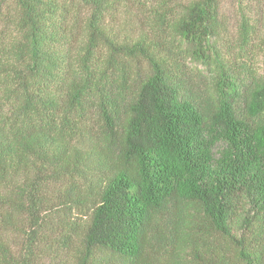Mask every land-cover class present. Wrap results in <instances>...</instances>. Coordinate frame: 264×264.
<instances>
[{"label":"trees","instance_id":"obj_1","mask_svg":"<svg viewBox=\"0 0 264 264\" xmlns=\"http://www.w3.org/2000/svg\"><path fill=\"white\" fill-rule=\"evenodd\" d=\"M0 0V264H264V0Z\"/></svg>","mask_w":264,"mask_h":264},{"label":"rangeland","instance_id":"obj_2","mask_svg":"<svg viewBox=\"0 0 264 264\" xmlns=\"http://www.w3.org/2000/svg\"><path fill=\"white\" fill-rule=\"evenodd\" d=\"M223 13L226 14L227 18L230 20L231 23V32L236 31V3L235 0H223ZM261 32H264V22L260 26Z\"/></svg>","mask_w":264,"mask_h":264}]
</instances>
